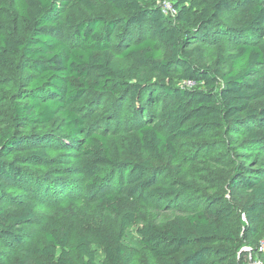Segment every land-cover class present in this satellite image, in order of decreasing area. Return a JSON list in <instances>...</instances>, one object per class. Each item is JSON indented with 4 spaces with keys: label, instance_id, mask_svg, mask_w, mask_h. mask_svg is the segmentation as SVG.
I'll return each instance as SVG.
<instances>
[{
    "label": "trees",
    "instance_id": "obj_1",
    "mask_svg": "<svg viewBox=\"0 0 264 264\" xmlns=\"http://www.w3.org/2000/svg\"><path fill=\"white\" fill-rule=\"evenodd\" d=\"M153 1L146 6L138 0H17L18 13L30 31L24 39L0 36V44L27 63L34 77L16 97L10 126L0 128L1 155L19 150L24 142L38 141L18 131L59 118L66 143L79 153L87 192L94 194L114 171L121 196L130 198L149 189L164 201L180 199L185 184L151 188L153 177L168 172L164 163L179 156L183 140L242 128L249 131L243 143L246 149L259 155L264 136L257 134V127L264 122V105L256 108L253 103L264 101V3L210 0L193 6L188 0ZM72 2L81 8V17L65 16ZM165 4L174 7V19L164 14ZM235 5L247 8L238 21L241 36L255 38L227 43V51L219 48L216 64L221 69H213L199 48L216 44V35L227 27L221 17ZM104 7L117 15H109ZM1 91L0 85V97ZM88 95L92 100L85 107L99 117L90 123L72 106ZM105 97L114 101L112 113L100 107ZM125 106L130 115L126 132L144 158L120 164L111 156L108 136L109 125L121 121ZM46 156L40 150L27 159L39 164L48 160ZM20 177L13 163L0 160V240L17 245L28 237L22 226L34 218L32 205L9 214L1 201L5 181ZM237 189L246 195L236 197ZM99 201L106 212L117 209L113 193ZM204 204V208L178 209L184 219L172 221L168 229L152 223L138 229L141 245L162 264H220V258L227 261L223 264H249L237 255L244 243L253 246L260 239L259 231H264V170L237 166L225 193L207 196ZM133 221V212H125L119 233L110 232L105 239L106 264H129L122 238ZM7 264L99 263L85 235L70 244L69 229L59 228L44 233L43 245L23 248L20 257Z\"/></svg>",
    "mask_w": 264,
    "mask_h": 264
},
{
    "label": "rangeland",
    "instance_id": "obj_2",
    "mask_svg": "<svg viewBox=\"0 0 264 264\" xmlns=\"http://www.w3.org/2000/svg\"><path fill=\"white\" fill-rule=\"evenodd\" d=\"M138 1L146 6L154 3L153 0ZM203 1L210 0H188V5L196 6ZM260 1L264 3V0ZM162 9L167 18L174 19L176 13L173 6L165 4ZM103 10H107L111 16L117 15L106 7ZM246 10L245 7L232 6L221 17V22L227 27L224 28V33L216 35V44L199 48L204 61L211 68L221 69L216 64L219 48L227 51V43L243 38L254 40V35L241 36L238 31V21ZM66 15L79 18L82 15L81 8L72 2L65 12ZM29 31L30 26L18 13L17 0H0V36L24 39ZM33 77L34 71L31 67L20 60L18 55L4 51L0 44V128L10 126L16 97ZM137 78L135 76L136 80ZM91 100L92 96L88 95L72 105L87 123L99 118L92 109L85 107ZM99 103L100 107L113 112L114 101L111 98L105 97ZM263 105L262 99L253 103L256 108H262ZM128 116L129 109L125 106L121 111V121L109 125L110 153L120 164L125 160L137 161L144 158L134 146L132 135L126 132ZM18 133L22 137L35 136L38 141L31 145L24 142L19 150H10L7 155L0 154L1 161L13 163L22 174L18 181H5V197L1 201V207L6 213L18 214L25 204H31L34 218L22 226V231L27 232L28 236L22 244L17 245L10 239L0 240V264L19 258L23 248L43 245L44 233L59 228L69 229L70 244L78 235H85L97 255L98 263L106 264L104 241L110 238V232L119 233L121 216L127 211L134 214V221L129 229L124 230L122 238L123 249L129 255V264H162L141 245L138 229L148 223L159 229H168L172 221L184 219L178 209L204 208L207 196L225 193L228 180L234 173V168L239 165L264 170V149L255 156L243 144L248 130L241 128L235 133L212 131L195 139L179 142V156L164 163L169 166L168 172L159 171L153 177L151 188L170 182L185 184L180 199L164 201L151 195L149 189L125 198L119 193V176L114 171L109 172L104 186L91 194L86 191L87 179L79 171V153L74 146L66 143L59 118L46 124L30 125ZM257 134L264 136V122L259 123ZM40 150L47 155V161L36 164L27 159L28 154ZM108 193L115 194L117 198V209L111 212H106L99 201ZM245 195L243 190H235L236 197ZM259 236L257 246L256 243L253 246L244 243L237 256H244L249 264H264V251L259 250L264 245V231H259ZM219 260L220 264L227 262L223 258Z\"/></svg>",
    "mask_w": 264,
    "mask_h": 264
},
{
    "label": "built area",
    "instance_id": "obj_3",
    "mask_svg": "<svg viewBox=\"0 0 264 264\" xmlns=\"http://www.w3.org/2000/svg\"><path fill=\"white\" fill-rule=\"evenodd\" d=\"M183 85L184 86H187V87H191L192 86V83L191 82H184ZM241 219H242L243 222H245L244 215L241 216ZM259 250L260 251H264V245L263 246H260Z\"/></svg>",
    "mask_w": 264,
    "mask_h": 264
}]
</instances>
